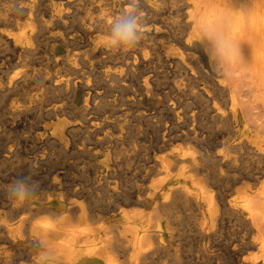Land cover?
<instances>
[{
	"label": "bare ground",
	"instance_id": "bare-ground-1",
	"mask_svg": "<svg viewBox=\"0 0 264 264\" xmlns=\"http://www.w3.org/2000/svg\"><path fill=\"white\" fill-rule=\"evenodd\" d=\"M82 1L0 0V264H12L8 245L25 238L48 264H169L178 258L179 224L207 249L226 215L241 225L233 220L239 233L225 239L229 257L264 264V0H139L145 35L127 56L99 40L128 0ZM164 28L177 63L151 42ZM51 38L63 53L47 47ZM166 74L170 88L158 86ZM78 84L88 86L82 108L70 103ZM138 91L166 98L168 111L150 121ZM118 99L130 103L120 113ZM198 112L213 131L203 130ZM123 114L154 139L123 132ZM88 124L93 131H84ZM75 168L79 178L68 181ZM26 176L45 196L14 203L5 189Z\"/></svg>",
	"mask_w": 264,
	"mask_h": 264
},
{
	"label": "rangeland",
	"instance_id": "rangeland-1",
	"mask_svg": "<svg viewBox=\"0 0 264 264\" xmlns=\"http://www.w3.org/2000/svg\"><path fill=\"white\" fill-rule=\"evenodd\" d=\"M88 2V1H87ZM83 5L82 6H84L85 4L87 5V3H86V1L85 0H83L82 2H81ZM85 3V4H84ZM173 32H171L168 28H164V29H161V30H159L158 32H156V33H153V38L154 39H152L151 40V42L152 43H154V45L156 46V48L158 49V51L161 53V55H162V57H163V59H167V57L166 56H168V58H169V61H172V63L175 61V63H177V61H176V59H175V57H177L178 56V53H177V51L176 50H174V49H172L171 48V44H172V42H173ZM79 40H81V42L82 41H84V42H82V43H79L77 46H80V47H82V45H83V47H84V45H85V40H86V35H85V33L84 32H81V35L79 36ZM61 43V44H60ZM84 43V44H83ZM82 44V45H81ZM47 47L49 48V49H51V50H53L54 52H56V53H59V52H61V53H63V49L65 50V46H64V44L62 43V41L59 39V38H51L50 39V43H48V45H47ZM62 47V48H61ZM82 47V48H83ZM56 49V50H55ZM62 50V51H61ZM2 61L0 60V64H2L1 63ZM165 66H167L168 67V61H166L165 62ZM221 67H223V66H221ZM170 68V67H169ZM139 69V68H138ZM221 69H223L224 70V72H226V69H224V68H221ZM221 72H223L222 70H221ZM243 72V73H242ZM227 73H228V70H227ZM244 73H246V74H244ZM236 74V73H235ZM237 74H239V76L240 77H242L243 78V75L245 76L244 77V80L246 81H249L248 80V78H247V76L249 77V74L247 73V72H244V71H240V72H238ZM241 74H242V76H241ZM163 77V78H162ZM169 77V78H168ZM247 78V79H246ZM168 79H172V77L171 76H169V74H166L165 76L164 75H161L160 77H159V79H158V82H160V84L158 85V86H167V88H170V85L171 84H169V85H167L168 84V82L167 81H170V80H168ZM141 81H143V77L141 76V77H138V82H137V85H139L140 83H142ZM164 81V83H162ZM157 82V81H156ZM154 83H155V81H154ZM167 83V84H166ZM156 85V87L155 88H157L158 86H157V83H155ZM83 86V87H82ZM106 87V86H105ZM87 90H88V86L86 85L85 86V84H78V87L76 88V91L73 93V96L70 98L71 100H70V103H72V105L73 106H75L76 108H79V106L82 108V107H84V105H85V97H86V95H87ZM83 93V94H82ZM156 95H154V94H149V95H147L144 91H141V92H139L138 91V93H137V103H138V109H140V110H143L144 109V111H145V113L147 114V116L149 117H147L148 119H150V121H151V119H152V122H154V121H157V117H158V115H157V113L155 114V112H158V111H161L162 110V108H163V110H165V111H168L167 110V106H168V103L170 102L169 100H167L166 98H164V97H155ZM0 97H1V94H0ZM109 98L110 99H112L113 98V96L112 95H110L109 96ZM118 100H119V103H118ZM117 101H116V106L114 107L115 109H117L118 110V112L120 111V112H122L123 111V109L124 110H126V107H127V105L129 106L130 105V103L129 102H124V101H122L121 102V100L120 99H118ZM169 101V102H168ZM166 102H167V104H166ZM90 103H92V100H90ZM127 104V105H126ZM77 105V106H76ZM163 106V107H162ZM200 107V108H199ZM142 108V109H141ZM201 106L200 105H197V107H196V110L197 109H200V111H201ZM131 109H133V108H131ZM158 109H160V110H158ZM1 111V110H0ZM41 112H43V110H40ZM39 110H38V112H40ZM40 112V113H41ZM119 112V113H120ZM150 112V113H149ZM93 113V112H92ZM92 113H90V114H88V116H91L92 115ZM148 113H149V115H148ZM201 114H202V112H200ZM39 114V113H38ZM155 114V115H154ZM201 114H199V112H198V117H200L201 116ZM153 115V116H152ZM200 115V116H199ZM203 116V117H202ZM202 116H201V120H200V125L202 124L203 125V123H207V125L206 124H204V126H205V128H204V126L202 127V129L205 131V132H210V131H213L214 129L213 128H215L216 127V124H214L213 122H211V120L210 119H208L209 117H205V115H203L202 114ZM155 118V119H154ZM206 118L209 120V125H208V120H206ZM132 119V118H131ZM202 120L204 121V122H202ZM32 121V124H30L29 123V119H27L26 120V122H28V124L29 125H31V126H27L26 125V130L27 131H30V132H32L33 130H34V128H35V126H36V124H38V122H39V120H38V117H34V118H31L30 119V122ZM12 121H10L9 123H11ZM131 123V124H130ZM134 123V124H133ZM210 123H211V125H210ZM119 125H120V127L122 126L123 128H122V130H123V132H125V133H127L126 131H130L129 133H133V135H135L136 134V137H137V140L138 141H141V142H143V141H149L150 140V136L152 137V139H154L153 137V134H152V132H150V136H148L147 135V129H146V126L145 125H143V124H139V123H137L136 121H134V122H131V120L130 119H126L125 117H124V114H123V116H121L120 117V119H119V123H118ZM33 125V126H32ZM124 125H125V127H124ZM128 127H127V126ZM130 126V127H129ZM211 126V127H210ZM119 127V126H118ZM120 127L118 128V129H120ZM134 127V128H133ZM27 128H29V130L27 129ZM207 128H209L208 130H207ZM83 129H85L84 131L85 132H88V131H93L94 130V126L92 127V125L91 124H88V127H85V128H83ZM127 129V130H126ZM88 130V131H87ZM145 130V131H144ZM164 129H162L161 128V131H163ZM145 133H144V132ZM136 132V133H135ZM139 133H141V134H139ZM146 136H145V135ZM139 135V136H138ZM141 135V136H140ZM148 136V137H147ZM148 140H147V139ZM216 147L217 148H221V145L220 144H216ZM216 148V149H217ZM3 153L4 152H2V150H0V158L3 156ZM63 158H61L60 160H62ZM244 159H246L247 160V162H246V160L244 161ZM243 160H242V162H246V164H248V165H251L252 164V160H253V157L251 156H248V159H247V155H246V157L244 158ZM249 163H251V164H249ZM34 167V166H33ZM36 168H39V164L38 165H36ZM73 170H75V172L74 173H72V172H69V174H68V176L66 177L67 179H68V181H70L71 180V178L73 179V178H75V179H78L79 178V176H78V170L75 168V169H73ZM5 171V173H8L9 172V168L8 169H5L4 170ZM40 173H35L34 175H36V176H38L39 177V175L40 176H42L43 175V170H42V168H40ZM10 172H11V170H10ZM38 174V175H37ZM77 174V175H76ZM70 176H72V177H70ZM228 183V182H227ZM240 185H244V184H246V183H239ZM227 184L225 183L223 186H225L226 188H225V190H224V192L225 193H228L227 192V190H228V185L226 186ZM36 196H38V197H40V198H44V197H42V194H38V195H36ZM43 196H45V194H43ZM188 212H189V210H188ZM185 214H186V212H184V211H182V212H180V217L181 218H183V217H185ZM227 216V217H226ZM225 216V221H227V222H223L224 223V226L222 227V228H226L227 227V225H228V227H227V230L224 228L223 230L221 229V232L220 233H218L217 235L218 236H215L216 238H215V240H216V242H215V240H214V242H210V246L206 249L205 247H204V245H203V243H201L200 241H199V238H197L196 236H194V235H192V234H190L191 232H189L190 230H188L187 229V226H184L183 224H179L178 226H179V228H180V230H179V233L181 234H179L178 235V249H179V251H178V258H177V260L176 259H174V260H172V261H170L169 262V264H189V262H190V259L192 258V260H191V262H190V264H197V263H201V264H217V263H215V262H220V263H218V264H229L230 262H232L231 264H239V263H237V262H235L234 261V258L233 259H231L232 257H233V254H231L232 252H231V250L226 246L227 245V243H228V240L226 241L225 239H228V237H230V235L233 237V235H234V233H235V235L237 234V233H239L238 232V230L241 228L240 226V224H239V220L235 217V216H228V215H226ZM117 218V217H116ZM114 219V220H112V221H117V219ZM229 218V219H228ZM230 218L232 219V220H230ZM15 219H18V217H15ZM12 220H14V218L12 217ZM236 221L237 222V226H235L237 229H235L234 228V225L236 224L234 221ZM14 221H16V220H14ZM224 221V220H223ZM230 221V222H229ZM229 222V223H228ZM233 223V225H232V223ZM226 223H227V225H226ZM232 225V226H231ZM183 226V227H182ZM230 228V229H229ZM184 230H185V232H184ZM229 230H232V231H234V233L232 232V231H229ZM236 230V231H235ZM188 231V232H187ZM223 232V233H222ZM229 232H230V234H229ZM184 233H186V234H184ZM226 233V234H225ZM184 235V237H183V235ZM221 234V235H220ZM223 234V235H222ZM225 234V235H224ZM228 234V235H227ZM190 235V236H189ZM224 236H228L227 238L226 237H224ZM182 238V240H180L181 238ZM224 237V241H222L223 238ZM189 238V239H188ZM195 238V239H194ZM197 239V240H196ZM218 239V240H217ZM221 239V240H220ZM196 240V241H195ZM219 240L220 241H222L221 243L219 242ZM186 241V242H185ZM192 241V242H191ZM198 241V242H197ZM185 242V243H184ZM184 245H182V244ZM199 243V244H198ZM201 243V244H200ZM211 243H212V245H211ZM217 243H218V245H217ZM225 243H226V245H225ZM8 244H10L9 242H8ZM198 245V246H197ZM202 246V248H200L201 246ZM214 245V246H213ZM8 246H10V248H11V253H12V256H13V261H14V263H13V261H12V264H26L27 262V264H29V263H31V264H34V262H33V260L35 259V256H38V254H39V252L41 251V247L37 244V242H36V240H34V239H32V240H29V239H27V238H25V239H23V240H16L15 241V243L14 244H11V245H8ZM181 246V247H180ZM222 246V247H221ZM21 247V248H20ZM199 247V248H198ZM227 247V248H226ZM181 248V249H180ZM182 248H183V250H182ZM196 248H198V251L196 250ZM18 249H20V250H18ZM21 249L23 250V251H21ZM200 249H202L201 251H200ZM27 250H28V252L30 253V254H28V252H27ZM30 250V251H29ZM230 250V251H229ZM192 251V252H191ZM196 251V252H195ZM204 251V252H203ZM224 251V252H223ZM228 251V252H227ZM25 252V253H24ZM37 252V253H36ZM181 252H183L182 254H181ZM222 252V253H221ZM225 252H227V253H225ZM19 253V254H18ZM22 253L24 254V256L22 255ZM27 253V254H26ZM201 253V254H200ZM202 253H204V254H202ZM215 253H217V254H215ZM219 253H221L220 255H218ZM17 254V255H16ZM21 254V255H20ZM34 254V255H33ZM183 254H184V256H183ZM196 254V255H195ZM197 254H198V256H197ZM214 254V255H213ZM225 254H227L226 256H224ZM31 256L30 258H29V256ZM199 255H200V258L202 259V257L201 256H203V258H206V257H204V256H206V255H208L207 256V258L206 259H200L199 258ZM213 255V256H212ZM223 255V256H222ZM16 258H15V257ZM21 256V257H20ZM24 258H23V257ZM26 256H27V258H26ZM211 256V257H210ZM229 256H232V257H229ZM18 257V258H17ZM195 257L197 258H199V259H195ZM219 257H223V258H221V259H218ZM31 258H33V259H31ZM189 259V260H187V261H185L186 259ZM214 258H215V260H217V261H215L214 260ZM217 258V259H216ZM225 258V259H224ZM195 260V262H194V260ZM207 259H209V260H207ZM211 259V260H210ZM17 260V261H16ZM30 260V261H29ZM176 260V261H175ZM197 260V261H196ZM204 260H205V262H204ZM214 260V261H213ZM221 260V261H220ZM20 261H22V263L20 262ZM24 261V262H23ZM162 260H160V261H157V262H155L156 264H162L163 263V261L161 262ZM183 261V262H182ZM189 261V262H188ZM202 261V262H201ZM211 261V262H210ZM226 261V262H225ZM229 261V262H228ZM175 262V263H174ZM209 262V263H208ZM213 262V263H212Z\"/></svg>",
	"mask_w": 264,
	"mask_h": 264
},
{
	"label": "clouds",
	"instance_id": "clouds-1",
	"mask_svg": "<svg viewBox=\"0 0 264 264\" xmlns=\"http://www.w3.org/2000/svg\"><path fill=\"white\" fill-rule=\"evenodd\" d=\"M143 24L139 0H128V7L114 15L106 25L99 43L113 54L127 56L135 52L144 39ZM5 191L8 197L18 204L43 194L39 182L33 180L31 176L14 180ZM49 259L44 254H40L36 258V264H48Z\"/></svg>",
	"mask_w": 264,
	"mask_h": 264
}]
</instances>
